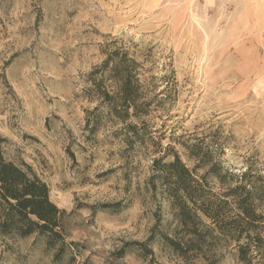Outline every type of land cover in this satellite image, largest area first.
Instances as JSON below:
<instances>
[{"label": "rangeland", "instance_id": "obj_1", "mask_svg": "<svg viewBox=\"0 0 264 264\" xmlns=\"http://www.w3.org/2000/svg\"><path fill=\"white\" fill-rule=\"evenodd\" d=\"M114 41L141 64L152 101L144 122L157 144L147 139L129 159L105 107L97 132L84 130L100 104L89 75ZM0 139L6 160L48 185L77 244L58 262L45 238L0 235V264H111L127 244L125 264H206L149 243L158 211L163 231L173 224L146 182L154 157L178 154L192 169L190 147L206 146L224 172L249 175L264 218V0H0ZM215 255L245 264L235 245Z\"/></svg>", "mask_w": 264, "mask_h": 264}, {"label": "trees", "instance_id": "obj_2", "mask_svg": "<svg viewBox=\"0 0 264 264\" xmlns=\"http://www.w3.org/2000/svg\"><path fill=\"white\" fill-rule=\"evenodd\" d=\"M109 47L112 49L107 51L106 60L89 75L87 92L97 96L100 104L87 114L84 130L91 136L97 132L103 119L100 109L105 107L107 118L118 126L113 135L122 139L124 155L129 159L145 147L147 139L157 144L153 131L144 122L152 101L145 99L141 64L130 49L119 46L117 41ZM1 142L0 139V235L45 238L59 262L77 247L67 241L66 212L51 200L48 185L30 166L5 159ZM157 147L161 154L162 146ZM205 149L199 144L190 147V158L196 162L192 169L178 154L171 161H167V153L152 159L146 191L154 198L160 195L167 200L173 225L163 231L164 219L158 211L149 243L160 241L183 261L203 258L206 264H216V250L231 244L245 264L253 260L264 264V236L260 234L264 218L256 214L254 203L261 196L255 183H246L247 174L240 181L233 173L224 172L223 163L214 160L208 147ZM213 179L221 185L220 192H215ZM130 246L134 245H124L113 253L111 264H125ZM141 247L153 254L144 245Z\"/></svg>", "mask_w": 264, "mask_h": 264}]
</instances>
